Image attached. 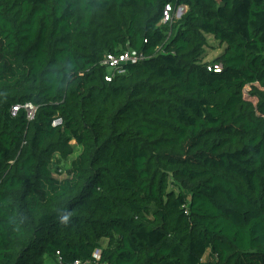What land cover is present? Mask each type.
Returning a JSON list of instances; mask_svg holds the SVG:
<instances>
[{
	"label": "trees",
	"instance_id": "16d2710c",
	"mask_svg": "<svg viewBox=\"0 0 264 264\" xmlns=\"http://www.w3.org/2000/svg\"><path fill=\"white\" fill-rule=\"evenodd\" d=\"M46 258L264 264V0H0V264Z\"/></svg>",
	"mask_w": 264,
	"mask_h": 264
},
{
	"label": "built area",
	"instance_id": "2783aa9c",
	"mask_svg": "<svg viewBox=\"0 0 264 264\" xmlns=\"http://www.w3.org/2000/svg\"><path fill=\"white\" fill-rule=\"evenodd\" d=\"M169 6H166L165 11L163 13V17L161 22L165 23L170 21L171 15L169 13ZM144 57V55L140 52H136L135 50H124L118 54L114 53H107L102 61V63L109 67V69L112 71L111 75L115 72H124V64L127 62L137 61ZM215 70H218L217 66H214ZM107 79H110V77H107ZM30 105H28L29 107ZM32 108V106H30ZM29 110V109H28ZM32 110V109H31ZM31 110H29V113L31 114ZM61 118L59 116H56L52 120L53 125H57L61 123ZM97 252V251H96ZM74 264H78V262H74Z\"/></svg>",
	"mask_w": 264,
	"mask_h": 264
},
{
	"label": "rangeland",
	"instance_id": "374dc122",
	"mask_svg": "<svg viewBox=\"0 0 264 264\" xmlns=\"http://www.w3.org/2000/svg\"><path fill=\"white\" fill-rule=\"evenodd\" d=\"M171 11H172V10H171ZM181 13H182V7H177V8L175 9V11H174V16H175V17H178ZM171 21H172V20H171ZM171 21H168L169 25H168V23H166L167 25H166V24H162V25L169 26V27L167 28V35H170V34H171V29H170ZM160 24H161V23H160ZM166 26H165V27H166ZM209 41L211 42V44L215 45V48L206 47V48H207V52H208V54H209V56H207L208 59L211 58L213 55L217 54V53L223 48V46H220V47L218 46V47H217V41H215V39L209 37ZM208 50H210V52H209ZM248 89H249L248 87L245 88V90H244V91H245L244 95H245V97L250 98V96H248V95H247V92H246ZM28 109L31 110L32 108H30V106H29ZM72 144L74 145V152L69 156V158H67V159L62 160V161L59 162V166H60V168H64L65 166H67V165L69 164L70 158H71V157H74V156L77 155V153L79 152V148H80V147H79L78 145H75V142H74V141H72ZM55 175H56V174H55ZM56 176H58V175H56ZM60 176H63V174L60 175ZM46 262H47V264H54V262H53L52 260L48 259V258H46Z\"/></svg>",
	"mask_w": 264,
	"mask_h": 264
}]
</instances>
